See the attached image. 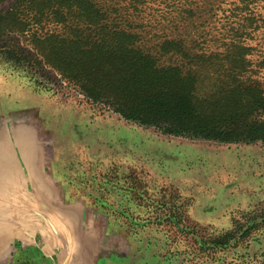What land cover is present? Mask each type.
I'll use <instances>...</instances> for the list:
<instances>
[{
	"label": "rangeland",
	"instance_id": "obj_1",
	"mask_svg": "<svg viewBox=\"0 0 264 264\" xmlns=\"http://www.w3.org/2000/svg\"><path fill=\"white\" fill-rule=\"evenodd\" d=\"M208 2L113 5L151 45L170 36L197 51L223 42L232 19ZM55 74L0 55V264H264L263 142L164 134Z\"/></svg>",
	"mask_w": 264,
	"mask_h": 264
},
{
	"label": "trees",
	"instance_id": "obj_2",
	"mask_svg": "<svg viewBox=\"0 0 264 264\" xmlns=\"http://www.w3.org/2000/svg\"><path fill=\"white\" fill-rule=\"evenodd\" d=\"M153 1L11 0L0 9V55L164 134L264 143V0H209L232 19L223 42L197 51L170 36L151 45L113 5Z\"/></svg>",
	"mask_w": 264,
	"mask_h": 264
},
{
	"label": "crops",
	"instance_id": "obj_3",
	"mask_svg": "<svg viewBox=\"0 0 264 264\" xmlns=\"http://www.w3.org/2000/svg\"><path fill=\"white\" fill-rule=\"evenodd\" d=\"M15 173H17V172H15ZM27 173H28V171H27ZM30 173V172H29ZM43 174V173H42ZM30 182H31V184L33 185L34 184V181H37L39 184H41V183H43V185H45V183L44 182H46V184H49V180H50V177H49V179L47 180V178L46 177H44V175L43 176H41L40 178H38V176L37 177H33V176H30L29 177V179H28ZM33 190V189H32ZM49 190H51V188H49ZM51 197V196H50ZM65 202H67L65 199L63 200V202L62 201H54L52 198H49V197H47V195H46V197L45 198H43V202H42V204L43 205H50V206H52V205H62V206H80V205H77V204H75V202H72L71 204H66ZM39 203H41V201L39 202ZM53 207V206H52ZM60 209V208H59ZM62 210V209H61ZM63 211V210H62ZM65 212V211H64ZM56 213V212H55ZM78 213L80 214V208L78 207Z\"/></svg>",
	"mask_w": 264,
	"mask_h": 264
},
{
	"label": "bare ground",
	"instance_id": "obj_4",
	"mask_svg": "<svg viewBox=\"0 0 264 264\" xmlns=\"http://www.w3.org/2000/svg\"><path fill=\"white\" fill-rule=\"evenodd\" d=\"M5 169L7 170V172L5 171L6 173H10V171H11V169H13V167L7 166Z\"/></svg>",
	"mask_w": 264,
	"mask_h": 264
}]
</instances>
